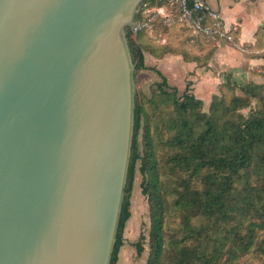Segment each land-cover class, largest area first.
<instances>
[{
  "label": "water",
  "instance_id": "water-1",
  "mask_svg": "<svg viewBox=\"0 0 264 264\" xmlns=\"http://www.w3.org/2000/svg\"><path fill=\"white\" fill-rule=\"evenodd\" d=\"M146 0H0V264H111Z\"/></svg>",
  "mask_w": 264,
  "mask_h": 264
},
{
  "label": "trees",
  "instance_id": "trees-1",
  "mask_svg": "<svg viewBox=\"0 0 264 264\" xmlns=\"http://www.w3.org/2000/svg\"><path fill=\"white\" fill-rule=\"evenodd\" d=\"M145 2L153 4V0ZM153 27L138 32H150ZM175 28L190 32L182 26ZM256 36L258 39L264 37V28H260ZM128 37L137 70L155 72L161 78V82L156 85L158 93L171 101L173 106L175 116L168 122L167 130L172 133L166 146L176 151L168 163L173 169L188 175L179 189L172 192L177 196L173 207L183 214L188 234L186 241L207 231L192 225L193 219L203 217L217 228H223L224 232L223 237L217 239L220 241L219 247H215L210 258L199 248L191 249L185 245L177 249L174 243L166 264H218L216 260L226 246L229 247L225 264H234L240 256L250 251H255L264 259V238L260 239V234L264 233V183L263 190L251 185L252 180L264 182V85L238 87L244 97L234 96L228 102L215 97L207 115L203 113L202 101L190 93L191 84L179 96L178 89L170 87L160 71L146 66V51L160 49L174 53L173 50L154 46L147 39L140 40L141 36L135 42L131 30ZM229 47H238L237 39L235 45ZM245 48L247 51L249 46L242 49ZM250 100H257L258 106L244 116L241 111L252 106ZM145 117L146 111L138 99L129 176L111 264L118 263L120 251L125 244L124 233L131 217V194L139 162L143 176V195L150 206L147 264H164L167 252L164 233L170 205L162 193L156 147ZM143 124L141 150L139 138ZM242 180L243 190L238 187ZM258 195L261 196L259 200ZM144 241L145 237H141L135 245L138 257L145 251Z\"/></svg>",
  "mask_w": 264,
  "mask_h": 264
},
{
  "label": "rangeland",
  "instance_id": "rangeland-1",
  "mask_svg": "<svg viewBox=\"0 0 264 264\" xmlns=\"http://www.w3.org/2000/svg\"><path fill=\"white\" fill-rule=\"evenodd\" d=\"M139 20L140 16L137 15L136 23L139 22ZM152 26H154L152 31L145 33L135 32L134 29H132L131 31L135 42L136 39L141 36L140 40L147 39L154 46L167 47L174 51L175 55L180 58L182 66L188 67L189 74L182 68L179 74L173 76L172 79L175 80V82L173 81V83H170L179 85V87H176L179 91V96L183 94L186 88L184 85L190 83V93L195 98L202 101L203 113L209 115L210 107L215 97L228 102L234 96L244 97L238 87L248 84L264 85V37L257 40L256 44L252 46L254 48L253 50L247 49L246 52H243L247 59L260 60L259 62L261 65L255 66L251 70L246 68V71L240 69L236 73L228 72L221 77L222 80L220 84H218L216 79L211 80L206 78L209 74L210 67L208 65L211 57L219 47L217 44L209 43L208 41L196 37L185 29L175 27L169 28L159 20L153 22ZM144 71L146 70H137L135 74L136 103L139 99L146 111L145 120L150 130L151 139L155 144L156 155L159 162V176L163 184L162 193L165 195L170 205L165 221L164 234L167 252L164 258V264L168 262L174 243L177 249L185 245L191 249L199 248L203 254L210 258L215 247H219L220 241L217 239L223 237V228H217L213 223L203 217L193 219L192 225L196 228H205L207 231L201 236H194L191 241H186L188 234L185 231L183 214L173 207L177 196L172 192L179 189L180 185L183 184V180L188 178V175L173 169L168 163V159L173 152L176 151L166 146V142L170 139L172 133L167 130L168 122L175 114L171 101H168L158 93L155 80L159 79L161 82V78L151 70V72L147 73ZM217 74L218 73H215L213 76L218 78L219 76ZM250 104L252 105L250 108L241 111L242 115L247 116L250 114L252 108L258 106L257 100H250ZM144 126L143 124L141 137L139 138L141 150L143 149L142 135ZM139 168L140 162L137 165L131 194V217L126 224L124 233L125 249L128 253H133L132 257H128L126 264H147L149 255L148 242L151 226L150 206L147 198L143 195V176ZM263 183L264 182L252 180L251 185L259 190H263ZM243 184L244 180H242L238 186L242 190L244 189ZM170 193L172 194L170 195ZM260 197L261 196L258 195L257 200H259ZM260 236V239H263L264 233H261ZM141 237H145V241L143 242L145 251L141 257H138L135 245L140 241ZM228 247L229 246H226L223 249L224 252L220 255L219 259L216 260V263H226L228 257L226 251ZM234 264H264V259L255 251H250L248 254L240 256L234 261Z\"/></svg>",
  "mask_w": 264,
  "mask_h": 264
},
{
  "label": "crops",
  "instance_id": "crops-1",
  "mask_svg": "<svg viewBox=\"0 0 264 264\" xmlns=\"http://www.w3.org/2000/svg\"><path fill=\"white\" fill-rule=\"evenodd\" d=\"M206 2L212 9L221 14L228 27L237 30L236 39L238 43L237 48L218 45L219 47L209 62L208 66L210 69L206 78L211 80L216 79L218 84H220L221 77L228 72L236 73L240 69L246 71V68L251 70L253 67L261 65L260 60L247 59L243 54L244 51L246 52V48L245 50L242 48L249 46L248 49L253 50L252 46L258 40L256 34L260 28H264V0H206ZM144 56L146 66L160 71L167 78L170 87H179V85L172 84L173 81L175 82L172 78L175 74H179L182 68L189 74L188 67L182 66L180 58L174 53H167L160 49H151L146 51ZM144 72L151 71L146 70ZM215 73H218V78L213 76ZM155 83H160V80L156 79ZM188 84H185L184 87H187ZM125 247L123 246L120 251L117 264H126L128 257L133 256V253H128Z\"/></svg>",
  "mask_w": 264,
  "mask_h": 264
},
{
  "label": "built area",
  "instance_id": "built-area-1",
  "mask_svg": "<svg viewBox=\"0 0 264 264\" xmlns=\"http://www.w3.org/2000/svg\"><path fill=\"white\" fill-rule=\"evenodd\" d=\"M138 15L135 32L148 29L159 20L169 28L185 27L194 36L217 45H235L237 30L228 27L206 0H153V4L144 2Z\"/></svg>",
  "mask_w": 264,
  "mask_h": 264
}]
</instances>
